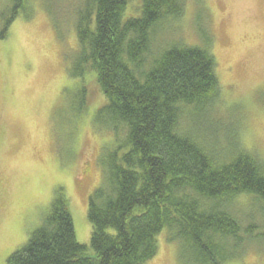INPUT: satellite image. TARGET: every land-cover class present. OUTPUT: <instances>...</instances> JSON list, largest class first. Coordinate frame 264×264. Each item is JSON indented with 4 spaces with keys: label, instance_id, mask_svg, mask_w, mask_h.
I'll return each mask as SVG.
<instances>
[{
    "label": "trees",
    "instance_id": "trees-1",
    "mask_svg": "<svg viewBox=\"0 0 264 264\" xmlns=\"http://www.w3.org/2000/svg\"><path fill=\"white\" fill-rule=\"evenodd\" d=\"M128 1L84 0L77 20L71 75L87 66L96 71L107 98L96 120L117 140L125 135L88 199L92 253L77 241L60 190L41 226L6 264H148L165 228L191 248L196 264H224L246 242L264 241V225L244 227L232 209L238 196H247L262 204L264 217V159L239 146L220 154L217 142L207 141L217 126L205 116L222 96L211 37L202 31L201 45L153 47L167 23L183 17L185 0H141V15L124 19ZM25 6L0 0V40Z\"/></svg>",
    "mask_w": 264,
    "mask_h": 264
},
{
    "label": "rangeland",
    "instance_id": "rangeland-1",
    "mask_svg": "<svg viewBox=\"0 0 264 264\" xmlns=\"http://www.w3.org/2000/svg\"><path fill=\"white\" fill-rule=\"evenodd\" d=\"M84 0H25L0 40V264L38 229L61 190L69 202L76 239L90 247L88 199L103 180L108 154L125 138L97 122L106 105L96 71L71 75L79 53L77 20ZM179 20L167 23L153 42L202 44L212 39L221 102L205 116L217 135L218 153L240 149L264 159V0H185ZM129 0L124 19L141 15ZM192 115L183 120L190 126ZM232 124V125H231ZM229 125V126H228ZM203 136L207 131L203 130ZM244 227L264 225L262 204L238 196L232 206ZM157 236L148 264H196L190 247ZM224 264H264V241L246 242Z\"/></svg>",
    "mask_w": 264,
    "mask_h": 264
}]
</instances>
